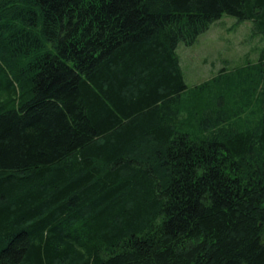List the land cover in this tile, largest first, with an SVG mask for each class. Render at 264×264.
<instances>
[{"label": "trees", "instance_id": "16d2710c", "mask_svg": "<svg viewBox=\"0 0 264 264\" xmlns=\"http://www.w3.org/2000/svg\"><path fill=\"white\" fill-rule=\"evenodd\" d=\"M224 14L264 38V0H0V264H264V48L176 52Z\"/></svg>", "mask_w": 264, "mask_h": 264}, {"label": "rangeland", "instance_id": "374dc122", "mask_svg": "<svg viewBox=\"0 0 264 264\" xmlns=\"http://www.w3.org/2000/svg\"><path fill=\"white\" fill-rule=\"evenodd\" d=\"M263 48L264 38L256 32L251 21L239 22L224 14L192 45L179 43L176 52L187 86L191 88L218 74L238 76L254 72L252 67Z\"/></svg>", "mask_w": 264, "mask_h": 264}, {"label": "crops", "instance_id": "0c3cea01", "mask_svg": "<svg viewBox=\"0 0 264 264\" xmlns=\"http://www.w3.org/2000/svg\"><path fill=\"white\" fill-rule=\"evenodd\" d=\"M178 57H179V56H178ZM179 62H180V67H181V71H182V74H183L184 82H185V84L187 85L186 80H185V73H184V71H183V69H182V64H181V60H180V58H179Z\"/></svg>", "mask_w": 264, "mask_h": 264}]
</instances>
